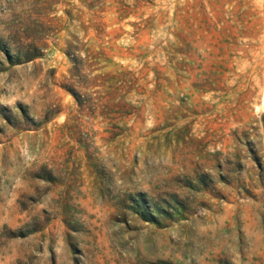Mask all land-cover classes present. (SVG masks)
Returning <instances> with one entry per match:
<instances>
[{"label":"rangeland","instance_id":"rangeland-1","mask_svg":"<svg viewBox=\"0 0 264 264\" xmlns=\"http://www.w3.org/2000/svg\"><path fill=\"white\" fill-rule=\"evenodd\" d=\"M0 264H264V0H0Z\"/></svg>","mask_w":264,"mask_h":264}]
</instances>
